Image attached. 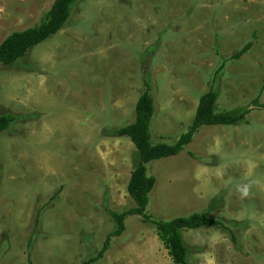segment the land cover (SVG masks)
<instances>
[{"label": "rangeland", "instance_id": "obj_1", "mask_svg": "<svg viewBox=\"0 0 264 264\" xmlns=\"http://www.w3.org/2000/svg\"><path fill=\"white\" fill-rule=\"evenodd\" d=\"M54 1L0 0V44L40 25ZM223 60L217 109L251 112L149 165L147 214L224 222L184 232L188 264H264V108L252 104L264 84V0H80L56 36L0 64V116L16 117L0 133V264H82L108 238L93 264H173L143 217L115 235L113 214L136 207L127 188L138 165L115 131L134 122L148 75L153 136L175 144Z\"/></svg>", "mask_w": 264, "mask_h": 264}, {"label": "trees", "instance_id": "obj_2", "mask_svg": "<svg viewBox=\"0 0 264 264\" xmlns=\"http://www.w3.org/2000/svg\"><path fill=\"white\" fill-rule=\"evenodd\" d=\"M80 0H55L50 10L43 16L40 25L20 32L10 34L0 44V64L11 65L23 58L30 49L50 40L67 26L73 14L75 5ZM253 43L245 45L235 53L231 60H239L248 54ZM227 62L223 60L215 72L213 84L208 92L200 99L196 114L175 144L156 141L152 133V123L156 114L155 99L152 94L151 81L145 75L143 92L135 107V119L132 124L115 131L116 135L128 137L134 144L138 154V165L131 174L127 191L135 201L136 207L122 214H113L118 230L115 235H120L125 230V220L128 216L138 215L144 218V222L155 226L160 240L173 261V264H188L189 249L185 244L184 232L199 230L208 227H225L223 221L210 218L206 212H195L187 216H180L171 220L154 218L147 214L150 202V194L156 186V178L148 174V167L153 162L177 157L181 155L193 141L196 134L205 127L235 126L245 122L246 116L251 112L249 106L234 107L227 110H218L217 102L219 93L215 88L218 77L222 74ZM145 72H147L145 70ZM146 74V73H145ZM264 95V84L258 97L253 101L256 108H264L261 99ZM16 117L0 116V133L7 131L15 122ZM61 191V190H60ZM58 191L53 197L54 200ZM39 214L36 217V226L39 225ZM33 239L28 241V249L31 248ZM110 238L104 244L97 257L82 264H93L103 258L108 250ZM28 264H33L28 258Z\"/></svg>", "mask_w": 264, "mask_h": 264}, {"label": "crops", "instance_id": "obj_3", "mask_svg": "<svg viewBox=\"0 0 264 264\" xmlns=\"http://www.w3.org/2000/svg\"><path fill=\"white\" fill-rule=\"evenodd\" d=\"M38 98H42V97H38ZM38 98H37V99H38Z\"/></svg>", "mask_w": 264, "mask_h": 264}]
</instances>
